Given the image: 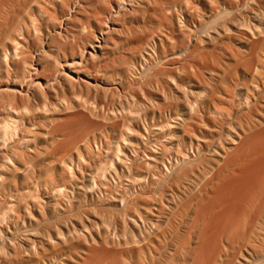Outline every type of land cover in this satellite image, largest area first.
<instances>
[{"label": "bare ground", "instance_id": "bare-ground-1", "mask_svg": "<svg viewBox=\"0 0 264 264\" xmlns=\"http://www.w3.org/2000/svg\"><path fill=\"white\" fill-rule=\"evenodd\" d=\"M142 1L111 4L96 26H89L86 44L67 53L56 45L74 33L88 0H0V190L20 171L35 179L31 186L15 190L6 201L8 210L0 215V252L24 253L19 264L42 257L46 248L73 245L80 250L39 264H69L67 259L79 264H264V103L260 107L257 102L260 82L249 83L253 64L244 51L250 38L264 32L263 19L245 15V30L239 32L248 42L240 46L244 50L229 48L226 56L200 70L198 85L184 87L177 81L184 102L168 112L157 107L151 121L141 117L138 108L98 109L91 102L54 96L65 86L99 90L103 86L99 80L113 82L92 74L101 72L114 25L126 13L122 8L135 9ZM261 1L253 7L257 13H262ZM56 3L62 12L52 8ZM234 4L231 1L229 7ZM46 15L52 26H44ZM234 27L221 23L223 32L239 31ZM145 52L150 54L146 48ZM241 63L244 77H235ZM137 66L132 61L128 76H120L119 82L140 77ZM226 78L230 82L222 86ZM169 93L176 97L175 90ZM39 97L53 125L45 146L35 143ZM147 101L152 105L151 99ZM108 128L118 131L115 141L107 135L98 138L97 132ZM22 139L27 148L19 143ZM64 141L70 146L54 157ZM42 154L48 159L49 178L44 180L37 175ZM154 188L158 190L150 198ZM106 202L120 206L108 214L119 221V233L100 222L106 217ZM47 221L51 224L44 225ZM20 232L23 236H18Z\"/></svg>", "mask_w": 264, "mask_h": 264}, {"label": "rangeland", "instance_id": "rangeland-1", "mask_svg": "<svg viewBox=\"0 0 264 264\" xmlns=\"http://www.w3.org/2000/svg\"><path fill=\"white\" fill-rule=\"evenodd\" d=\"M110 1L88 0L85 11L79 15V19L74 23L75 24L73 26L74 33L68 39H62L60 43H57L56 48L64 47L66 52L70 53L75 48L74 46H78V45L83 46L84 44H86L85 34L87 33V30L90 28L89 26L91 25L96 26L99 18L98 16H101L103 13L108 12V8L111 6V4H114L117 0H110ZM231 1L232 2L234 1L235 4L230 8L229 4H231ZM258 2H260V0H255V2L254 0H240V1L239 0H216V1L215 0H143L139 5L135 7V9L132 10L127 9L128 10L127 11V10H123L126 9L123 7L122 12H126V13L122 15L120 19H117L116 21L117 24L114 25L115 29L112 32L109 45L106 47L105 56L102 58L100 63L101 72L96 73L97 75L94 73L92 74L95 75V77L97 78L100 77L103 79L111 80L113 82L107 83L104 80H99L98 82L100 84L102 83L101 85H103L102 88L99 90H96L95 88L94 89L90 88V90L86 88L74 89L71 88L70 86H65L64 89H61L59 91L57 96L55 94L54 96L55 98L57 99L59 98L60 100H63V98L67 96L73 99H78L82 101L84 100L88 103L91 102L90 105L94 106L95 104V107L97 105L98 109L116 108L117 110H120L121 106H125L124 107L125 110L129 112V110H132L133 108H138L136 112L141 117L146 116V118L149 121H151L155 119L157 116L158 113L156 111L157 107L164 106L163 109L167 110L166 112H168L170 108L176 107L178 104H182L184 102V97L181 93V90H179L178 87H176L177 81L180 82L181 85L184 87L193 84L198 85L200 83V80L197 74L199 73L200 70L212 64L214 65L218 60V58L226 56L228 54L229 48L244 50V49H240V46L246 45L248 42L246 41L247 39L244 35L239 34V32L245 30V26L243 25V17L245 15H249L250 18L256 17L264 20V14H263L264 0H262L260 3V5L263 6L262 13H257V10L253 9V7L258 8V4H259ZM31 4L34 3L31 2ZM127 6L129 7V5L126 4V7ZM52 8L56 9V11L58 12H62V5L60 3H56L52 5ZM203 13L205 14L203 15ZM110 17L111 15H108V19ZM224 21L228 22L233 27L235 26L234 28L238 29L239 31L236 32L221 31V23ZM43 23L44 26H52L53 21L51 16L49 15L44 16ZM194 24L196 25V27ZM203 24H206V26L204 25V27L206 28L201 26ZM124 26L127 27L128 29L125 28ZM181 26L183 27V29ZM198 28L201 29L198 30ZM198 31H201L202 33L200 32L199 34ZM263 35L264 32H262L260 35H256L254 38L253 37L250 38L249 49L244 50L246 51L245 53L250 54L249 57L251 59L249 58V61L253 64V67L249 69V83L253 85L256 84L255 81H258L261 84L260 90L257 91V102L259 103L260 107H262V104L264 103V36ZM168 38H170L171 40ZM188 43H190V46ZM257 45H259L258 46L259 49ZM145 48L147 49V51L150 52V54L145 52ZM255 48L257 50V53L251 54V52L256 51ZM187 50L190 51L189 54L185 56V54L188 53ZM191 50H193L194 52ZM179 51L180 52L182 51L184 53L182 52L180 53ZM255 54H257L258 56L257 59L255 58V56H253ZM150 55L152 56V58ZM251 56L254 57V59ZM145 57L146 60L144 59ZM181 57H183L184 59ZM171 59L173 60L171 61ZM134 60L137 61L138 63L137 69H139V71L137 75L140 77L136 76V78L133 79V77L131 76L132 78L129 77L130 79L129 81L125 80V82L120 83L119 79L122 78L120 76L122 75L128 76L127 67ZM139 61L142 62L139 63ZM159 64L161 67L159 66ZM244 69L245 67L241 63L239 65L238 74L234 76L237 77L238 75V77L243 78L245 71ZM192 70L195 71L193 72ZM168 76H170L171 78ZM116 79L117 81L114 82V80ZM133 81L134 83L132 84ZM157 81L159 82L157 83ZM150 82L151 84H149ZM227 82H230L228 78H226L223 81L222 86H224ZM148 85L151 86V88H148ZM103 87H105L106 89ZM117 89H119L118 90L119 92L117 91ZM107 90L108 91L110 90L109 94ZM169 90H173V91L175 90V92L177 93L176 97L172 96L169 93ZM96 91H98V93H96ZM113 91L115 93H113ZM142 91L144 92L143 94L145 95L146 99L144 98ZM110 92L115 94L114 96H121V95L122 96L115 97L114 100V96H112L113 94H111ZM120 93L122 94L120 95ZM77 95L79 96V98ZM106 95H108L109 97ZM131 96H133V99L134 100L136 99L138 103L143 104V106L146 105L147 107L146 108H143V106L135 107L133 103L137 101H133ZM120 98L123 99V101ZM117 99H120L119 100L120 102H118ZM149 99L152 100V105H151V101L149 102L147 101ZM101 104H103L104 108L102 107ZM115 104L117 105L115 106ZM36 105H37L36 108H39V111H37L36 118L34 120L35 123L34 129L39 132V136L38 139L35 141V143L45 146L50 142L51 139L49 135L50 130L48 129L52 128L53 125L50 124L48 116L45 114V111H43L44 110L43 97H39L37 99ZM99 105L101 106V108ZM95 120L101 122L99 118ZM132 120H134L133 122H135L137 120V117H134ZM129 121L130 120L127 119V122ZM138 121H142V119H138ZM104 135H107L110 139H112V141H115V139L117 138L116 136L118 135V131L115 128H108V129H101L97 132L98 138ZM26 138L27 137H25V139ZM25 139L20 140L19 143L23 147L27 148L28 145H26V142H24ZM64 142H63L64 148L58 150L55 153L54 157H60L62 154H64L65 148L66 147L68 148L70 146L69 142L67 141ZM48 150L50 151L51 149H47L46 152H48ZM39 160L40 161H38L37 175L44 180L46 178H49L48 171L45 168V164L47 163L48 159L47 157L44 156V154H42ZM53 174L56 176V181H59L60 177L58 171H54ZM34 182L35 179H32L31 177H25V175L21 171L17 174V177L9 178L7 183L5 184V187L2 190H0V196L3 198V200L0 201V215L4 213L6 210H8L6 201L11 199V195L15 193L16 189L22 188L26 185L31 186ZM89 190H91V187H89ZM157 190L158 188H154L150 191V198L151 196H154ZM105 205L106 206H104V212L106 213V217H104V219H101L96 214L95 217L101 219L100 222L103 223L108 228L111 227V229H109L111 232L114 231L118 232L120 230L119 221L118 220H115V222L112 221L110 219V215H112V212H117L116 210L120 208V206H118L116 203L114 204V202H106ZM75 208L76 206L74 207V209ZM107 209L109 213L107 212ZM55 220H58V218H55ZM0 223H2V221ZM47 224L49 225L51 223L49 221L44 223V225ZM32 232H35V230H33ZM18 236H23L22 232H20ZM168 242L169 240L167 239L166 241L163 242V245L167 246ZM0 243H2V241H0ZM78 250H80V247L78 245H73L70 248L62 247L61 249L46 248L43 250L42 257L35 258L30 264H39V262L44 263L45 261L58 260L60 259L59 257L60 255H63L65 257L69 254L76 253V251ZM164 250H165L164 246L160 247L159 250L160 252L159 255L156 256V260H158L159 257H161L160 254L161 252H164ZM3 252H0L1 253L0 264H19L20 259L22 257H25V254L22 252L18 254L10 253L5 250ZM16 255H18L19 257L18 256L16 257ZM67 261L69 264H76V263L79 264L78 261L74 259L70 261L67 259ZM205 264H210V261L206 262Z\"/></svg>", "mask_w": 264, "mask_h": 264}]
</instances>
